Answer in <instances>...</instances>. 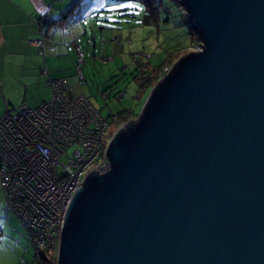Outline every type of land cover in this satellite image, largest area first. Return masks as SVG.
<instances>
[{"label":"water","instance_id":"water-1","mask_svg":"<svg viewBox=\"0 0 264 264\" xmlns=\"http://www.w3.org/2000/svg\"><path fill=\"white\" fill-rule=\"evenodd\" d=\"M198 33L73 198L57 264H264V0H178Z\"/></svg>","mask_w":264,"mask_h":264},{"label":"built area","instance_id":"built-area-1","mask_svg":"<svg viewBox=\"0 0 264 264\" xmlns=\"http://www.w3.org/2000/svg\"><path fill=\"white\" fill-rule=\"evenodd\" d=\"M40 34L31 43L44 50L50 32ZM77 54L81 65L85 60L79 47ZM149 77L146 72L139 76L143 81ZM48 86L49 100L36 108L22 105L0 119V187L7 210L23 223L40 264L42 251L58 258L64 220L84 180L92 171L110 169L106 153L116 133L106 139L108 120L85 96L69 98L65 79H49Z\"/></svg>","mask_w":264,"mask_h":264},{"label":"rangeland","instance_id":"rangeland-1","mask_svg":"<svg viewBox=\"0 0 264 264\" xmlns=\"http://www.w3.org/2000/svg\"><path fill=\"white\" fill-rule=\"evenodd\" d=\"M87 2V8L95 10L96 3H100V6L95 11L87 12L85 20L83 19L82 26L87 30V34L81 40L85 62L80 65L79 56L77 55L76 58V53L73 52L77 62L75 67L77 73L72 87L77 94L76 97L88 98L102 117L108 120L109 129L106 139H109L124 125L121 121L124 113H134L137 116L140 114L152 88L157 83L149 87L139 78L142 65L154 72L155 67L167 59L171 44L178 45L179 49L190 45L187 49L192 52L198 51L197 47L200 48L202 43L178 0H164V5L161 7L162 18H165V15L171 18V25L168 26L164 24V19L157 24H146L144 19L146 11L140 0H87ZM116 3L137 4L139 7L118 13L109 12L108 9ZM90 40L92 45H89ZM186 54H182L181 57ZM147 55H151V58H147ZM104 58L111 60L103 62ZM120 94H123L122 100L119 99ZM4 96L8 98L7 101L3 99ZM41 100L43 98L35 86L27 87L24 84L13 88L8 86L3 90L1 88L0 119L8 110L22 105L37 107L41 104ZM114 116L117 118L114 119ZM136 119L133 116L128 121ZM4 213L0 211V219L5 216ZM6 215L18 219L20 229L24 233L17 234L14 229L11 230V227L8 228L6 237L0 233V264H26V262L30 264L31 260L35 261V249L29 234L21 220L7 210V206ZM42 254L46 255V252L42 251ZM47 259L54 257L48 253Z\"/></svg>","mask_w":264,"mask_h":264},{"label":"crops","instance_id":"crops-1","mask_svg":"<svg viewBox=\"0 0 264 264\" xmlns=\"http://www.w3.org/2000/svg\"><path fill=\"white\" fill-rule=\"evenodd\" d=\"M99 6L96 3L95 10ZM87 7V0H0V89L24 84L35 86L42 103L51 97L48 80L62 78L67 81L68 96L76 97L72 87L77 73L73 52L78 58L77 48L82 49L81 40L87 34L83 19L87 12L95 11ZM45 14L54 22V29L43 55L31 42L41 38L39 21ZM3 99L8 100L6 96ZM2 192L0 189V211L5 212L0 219L1 233L6 237L11 227L21 234L20 221L6 215L7 204ZM36 263L39 264L36 257L30 261V264Z\"/></svg>","mask_w":264,"mask_h":264},{"label":"trees","instance_id":"trees-1","mask_svg":"<svg viewBox=\"0 0 264 264\" xmlns=\"http://www.w3.org/2000/svg\"><path fill=\"white\" fill-rule=\"evenodd\" d=\"M140 1H142L143 5L145 7L146 15H145L144 19H145V23L146 24L147 23H149V24H157L158 22L160 23V21L162 19H164L163 20L164 24H166L167 26L171 25V18L170 17L165 15V18H162V14L163 13L161 11L162 10L161 7L164 5V0H140ZM46 16H47L48 20L44 22V17H46ZM39 22H40V31L45 29L47 32H50V38L47 40V44H48L51 41V39H52L53 29H54V27H53L54 26V22L46 14L40 18ZM40 36H41V34H40ZM189 47H190V45L187 48H189ZM193 47L195 48V45H193ZM193 47H192V49H194ZM187 48L179 49L178 45H174L173 46L171 44L170 47L168 48V57H167V59L164 62H162L161 64H159V66L155 67V69H154L155 71L154 72L147 70V67L142 65V70H141L140 74L143 73V72H146V74H148L150 76L149 78H147L146 81H144L145 85H147L149 87H152L153 83L158 82L162 78L163 71H164V69L166 67H169L173 63H175L178 60V58L181 57L182 54H186V53L190 52ZM40 49L42 50V48H40ZM43 52H44V50H42V54H43ZM69 98H73V97H69ZM119 98H120V96H119ZM43 102H45V101H43ZM18 108L8 110L6 113H8L10 111L12 112L14 110H17ZM31 108H36V107H31ZM133 116L136 117V118L138 117L134 113H124L121 116L122 124L127 122L128 119L132 118ZM116 118H117V116H116ZM48 253H50L51 256L54 257V259H47V254ZM35 257H36V254H35ZM56 260H57L56 257L49 250H47L46 251V255L43 256V263L42 264H57Z\"/></svg>","mask_w":264,"mask_h":264},{"label":"snow or ice","instance_id":"snow-or-ice-1","mask_svg":"<svg viewBox=\"0 0 264 264\" xmlns=\"http://www.w3.org/2000/svg\"><path fill=\"white\" fill-rule=\"evenodd\" d=\"M138 7H139V5H137V4L116 3L113 7L109 8L108 11L111 13H118L122 10L136 9Z\"/></svg>","mask_w":264,"mask_h":264}]
</instances>
